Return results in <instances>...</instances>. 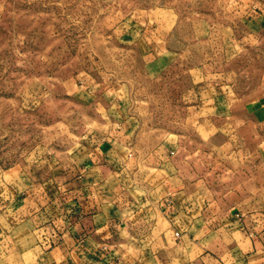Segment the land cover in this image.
I'll list each match as a JSON object with an SVG mask.
<instances>
[{"label":"rangeland","instance_id":"obj_1","mask_svg":"<svg viewBox=\"0 0 264 264\" xmlns=\"http://www.w3.org/2000/svg\"><path fill=\"white\" fill-rule=\"evenodd\" d=\"M259 99L264 0H0L9 179L29 171L39 146L89 149L120 120L141 154L173 142L184 173L264 214L260 129L242 113ZM220 105L232 110L212 113ZM14 212L3 206L0 218L20 219Z\"/></svg>","mask_w":264,"mask_h":264},{"label":"crops","instance_id":"obj_2","mask_svg":"<svg viewBox=\"0 0 264 264\" xmlns=\"http://www.w3.org/2000/svg\"><path fill=\"white\" fill-rule=\"evenodd\" d=\"M261 101L242 113L260 129L264 160ZM119 122L89 149L68 153L50 142L35 151L28 172L9 179L13 168L2 170L0 208L20 219L0 218V264H264L259 203L252 199L248 210L234 199L227 204L228 194L208 178L184 173L173 142L141 154L131 125ZM23 226L29 230L21 233Z\"/></svg>","mask_w":264,"mask_h":264}]
</instances>
